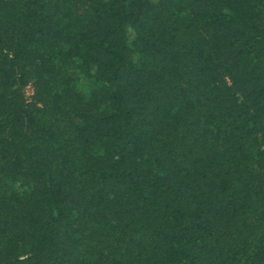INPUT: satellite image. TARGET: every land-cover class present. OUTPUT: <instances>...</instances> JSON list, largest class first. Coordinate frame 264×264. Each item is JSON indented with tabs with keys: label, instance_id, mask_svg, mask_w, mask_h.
<instances>
[{
	"label": "trees",
	"instance_id": "trees-1",
	"mask_svg": "<svg viewBox=\"0 0 264 264\" xmlns=\"http://www.w3.org/2000/svg\"><path fill=\"white\" fill-rule=\"evenodd\" d=\"M0 264H264V0H0Z\"/></svg>",
	"mask_w": 264,
	"mask_h": 264
}]
</instances>
